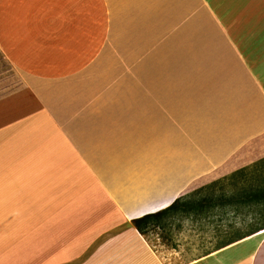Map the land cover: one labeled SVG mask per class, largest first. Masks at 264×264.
Wrapping results in <instances>:
<instances>
[{"label": "crops", "instance_id": "1", "mask_svg": "<svg viewBox=\"0 0 264 264\" xmlns=\"http://www.w3.org/2000/svg\"><path fill=\"white\" fill-rule=\"evenodd\" d=\"M0 54V264H173L133 221L264 158V0H0Z\"/></svg>", "mask_w": 264, "mask_h": 264}, {"label": "rangeland", "instance_id": "2", "mask_svg": "<svg viewBox=\"0 0 264 264\" xmlns=\"http://www.w3.org/2000/svg\"><path fill=\"white\" fill-rule=\"evenodd\" d=\"M19 83H21L19 74L0 54V99L14 92ZM252 177L255 176L249 174L245 178L238 177L236 182L227 186L225 190L236 192L241 186L250 182ZM230 207L233 208L234 206L231 205ZM251 214L243 206H240V209L235 212L231 211L230 208L225 211L218 208L206 218L173 223L171 232H168V230L164 232L159 230L150 231L148 239L162 258L171 261L173 264H184L191 259L215 250L220 243L230 239L233 232L235 234L244 233L246 231L244 223L245 221L248 222ZM253 249V244L237 246L224 255L222 260L239 259L249 262Z\"/></svg>", "mask_w": 264, "mask_h": 264}, {"label": "trees", "instance_id": "3", "mask_svg": "<svg viewBox=\"0 0 264 264\" xmlns=\"http://www.w3.org/2000/svg\"><path fill=\"white\" fill-rule=\"evenodd\" d=\"M249 174L255 177H252L246 185L241 186L238 191L225 190L227 186L234 184L238 177L245 178ZM231 205L234 207H230ZM240 206L246 207L252 213L248 222L244 223L246 231L238 234L233 232L230 239L220 243L215 251L264 231V158L179 197L169 207L159 212L135 219L133 225L149 242L150 231L168 230L171 232L173 223L206 218L218 208L224 211L230 208L235 212L240 209Z\"/></svg>", "mask_w": 264, "mask_h": 264}]
</instances>
